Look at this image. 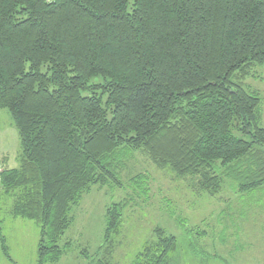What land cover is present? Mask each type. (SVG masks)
Wrapping results in <instances>:
<instances>
[{
	"label": "trees",
	"instance_id": "trees-1",
	"mask_svg": "<svg viewBox=\"0 0 264 264\" xmlns=\"http://www.w3.org/2000/svg\"><path fill=\"white\" fill-rule=\"evenodd\" d=\"M261 66L264 0H0V110L21 147L0 196L40 225L36 264L59 261L73 206L93 185L123 187L135 152L213 196L226 179L264 186L262 97L246 83ZM125 184L106 242L150 190L143 173ZM176 246L157 226L130 264H169ZM107 250L88 264H114Z\"/></svg>",
	"mask_w": 264,
	"mask_h": 264
},
{
	"label": "rangeland",
	"instance_id": "rangeland-1",
	"mask_svg": "<svg viewBox=\"0 0 264 264\" xmlns=\"http://www.w3.org/2000/svg\"><path fill=\"white\" fill-rule=\"evenodd\" d=\"M247 85L262 97L264 126V66L254 70ZM20 137L12 115L0 110V171L20 166ZM143 173L148 196H135L125 209L121 229L111 242L104 240L106 209L131 194L125 183ZM123 187L93 185L71 211L73 222L60 241L63 255L46 264H88L110 252L114 264H130L154 238L157 226L177 239L169 264H264V186L242 193L226 179L215 196L201 192L190 178H179L170 169L156 167L135 152L121 174ZM13 200L0 196V220L10 260L0 235V264H36L40 225L12 215Z\"/></svg>",
	"mask_w": 264,
	"mask_h": 264
},
{
	"label": "built area",
	"instance_id": "built-area-1",
	"mask_svg": "<svg viewBox=\"0 0 264 264\" xmlns=\"http://www.w3.org/2000/svg\"><path fill=\"white\" fill-rule=\"evenodd\" d=\"M48 1H54V0H48Z\"/></svg>",
	"mask_w": 264,
	"mask_h": 264
}]
</instances>
